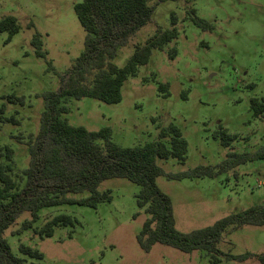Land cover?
I'll return each mask as SVG.
<instances>
[{
	"label": "rangeland",
	"instance_id": "obj_1",
	"mask_svg": "<svg viewBox=\"0 0 264 264\" xmlns=\"http://www.w3.org/2000/svg\"><path fill=\"white\" fill-rule=\"evenodd\" d=\"M81 1L0 0V19L12 15L21 26L9 42V34L0 33V108L5 107L7 118L18 120L0 122V154L6 147L14 149L13 175L21 187L30 162L25 142L40 130L44 95L60 88L61 77L85 49L87 33L75 13ZM149 4L154 9L151 21L118 49L114 63L123 68L137 46L145 45L159 29L172 28L173 13L178 16V39L154 50L149 63L126 80L121 102L70 98L64 102L69 112L63 117L90 131L110 127L113 141L122 147L156 141L162 128L173 123L188 142V155L185 162L159 160L167 173L218 167L231 154L264 152V115L255 116L252 109V100L264 97V0H149ZM192 9L213 29L198 27ZM37 32L43 36L46 59L38 57L32 45ZM174 48L176 58L170 59ZM162 84L168 85V96L160 90ZM221 128L238 137L228 147L218 135ZM0 162L6 158L0 156ZM157 183L172 199L177 229L190 233L264 205V158L215 177L161 176ZM99 190L112 191V201L97 209L69 204L44 208L34 228L19 234L30 219L29 213L23 214L6 232L14 254L29 264H212L205 251L188 254L156 244L145 252L137 240L148 218L137 204L141 187L114 178L104 181ZM59 214L72 215L78 222L74 227H57L53 237L42 238L40 229ZM21 244L39 250L44 258L22 254ZM219 248L233 255H262L264 226L248 225L226 233ZM220 264L262 263L252 258Z\"/></svg>",
	"mask_w": 264,
	"mask_h": 264
},
{
	"label": "trees",
	"instance_id": "obj_2",
	"mask_svg": "<svg viewBox=\"0 0 264 264\" xmlns=\"http://www.w3.org/2000/svg\"><path fill=\"white\" fill-rule=\"evenodd\" d=\"M153 11L149 0H82L75 5V13L87 33L85 49L72 68L61 77L60 88L44 95L46 109L41 117L40 130L31 134L25 142L30 162L23 171L24 186L21 187L13 175L14 149L6 147L0 154L6 158V162H0V264H29L27 259L14 254L6 237V232L16 225L23 214L29 213L30 219L23 223L19 234L34 228L44 208L69 204L97 209L100 204L112 201V191L101 192L99 188L104 181L114 178L127 179L141 187L137 204L145 209L148 218L137 240L145 252L149 253L156 244H162L188 254L205 251L212 264H220L223 260L245 262L252 258L264 264V254L233 255L219 248L226 233L248 225L263 227L264 205L234 213L212 226L182 233L176 227L172 199L157 183L161 176L172 180L215 177L218 172L264 158L263 151L254 155L231 154L218 167L199 166L186 172L167 173L159 160L175 158L185 162L188 155V142L173 123L162 128L156 141L142 146L122 147L113 141L110 127L90 131L70 124L63 117L69 112L64 102L70 98H94L107 104L121 102L126 80L136 75L140 66L149 63L154 50H163L178 39V16L173 13L172 28L159 29L145 45L137 46L123 68L114 63L118 49L127 45L129 39L151 21ZM190 13L198 27L213 29L210 23L196 15L194 9ZM20 30L15 16L0 19V33L9 34L8 42ZM32 45L38 57H48L43 48L42 34L37 32L34 35ZM176 54L177 49L174 48L170 51V59H175ZM159 88L166 96L169 95L168 85L162 84ZM252 109L255 116L264 115V97L253 99ZM5 110L4 106L0 108V122L18 123L14 117L7 118ZM218 135L227 147L238 138L224 128ZM85 193L88 195L81 196ZM77 222L72 215L59 214L50 219L39 234L42 238L53 237L55 228L74 227ZM19 250L32 258H44L39 250L26 244H21Z\"/></svg>",
	"mask_w": 264,
	"mask_h": 264
}]
</instances>
